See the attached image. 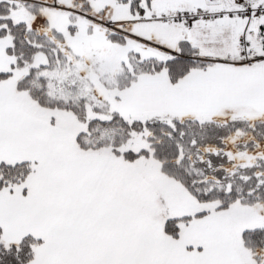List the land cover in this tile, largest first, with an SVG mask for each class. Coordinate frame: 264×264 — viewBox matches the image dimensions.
I'll use <instances>...</instances> for the list:
<instances>
[{
  "label": "snow or ice",
  "instance_id": "1",
  "mask_svg": "<svg viewBox=\"0 0 264 264\" xmlns=\"http://www.w3.org/2000/svg\"><path fill=\"white\" fill-rule=\"evenodd\" d=\"M0 264H264V0H0Z\"/></svg>",
  "mask_w": 264,
  "mask_h": 264
}]
</instances>
